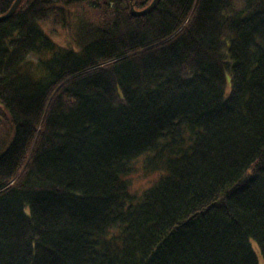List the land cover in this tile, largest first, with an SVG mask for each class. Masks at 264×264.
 <instances>
[{
  "label": "trees",
  "instance_id": "obj_1",
  "mask_svg": "<svg viewBox=\"0 0 264 264\" xmlns=\"http://www.w3.org/2000/svg\"><path fill=\"white\" fill-rule=\"evenodd\" d=\"M150 2L0 21V264H264V0Z\"/></svg>",
  "mask_w": 264,
  "mask_h": 264
},
{
  "label": "rangeland",
  "instance_id": "obj_2",
  "mask_svg": "<svg viewBox=\"0 0 264 264\" xmlns=\"http://www.w3.org/2000/svg\"><path fill=\"white\" fill-rule=\"evenodd\" d=\"M226 78H228V76ZM227 91H228L227 89L224 90L225 93H227ZM1 136L2 134L0 133V137ZM133 165H135L134 171L129 176L130 189L132 191L138 192L151 183V181L153 180V177L157 175V172L156 173L154 172L151 174V173H147L146 171H144L141 166L140 160L138 161L135 160Z\"/></svg>",
  "mask_w": 264,
  "mask_h": 264
},
{
  "label": "water",
  "instance_id": "obj_3",
  "mask_svg": "<svg viewBox=\"0 0 264 264\" xmlns=\"http://www.w3.org/2000/svg\"><path fill=\"white\" fill-rule=\"evenodd\" d=\"M19 1L20 0H14L11 4L10 8L7 10V12L0 15V20H4V19H7L8 17H10L12 15V13L14 12L15 8L17 7V4L19 3ZM155 2H156V0H151V2L146 7L142 8V9H136V8H134V6L132 4H130V13L132 15H140V14L144 13L145 11H147L148 9H150L155 4Z\"/></svg>",
  "mask_w": 264,
  "mask_h": 264
},
{
  "label": "bare ground",
  "instance_id": "obj_4",
  "mask_svg": "<svg viewBox=\"0 0 264 264\" xmlns=\"http://www.w3.org/2000/svg\"><path fill=\"white\" fill-rule=\"evenodd\" d=\"M13 1H14V0H13ZM13 1H12V2H13ZM20 2H21V0H20L19 3L17 4V6L20 4ZM11 4H12V3H11ZM10 6H11V5H10ZM9 8H10V7H9ZM9 8H8V9H9ZM15 9H16V8H15ZM14 11H15V10H14ZM5 12H7V11H5ZM5 12H4V13H5ZM4 13H2V14H4ZM12 14H13V13H12ZM0 15H1V14H0ZM8 18H9V17H8ZM8 18H7V19H8ZM4 20H6V19H4ZM0 21H2V20H0ZM226 89L229 90V83H228L227 81H226L225 84H224V90H226ZM191 125H197V120L192 118V119L190 120V126H191ZM2 138H3V135L0 137V142L4 140V139H2ZM191 220H192V219H191ZM193 220H194V219H193ZM193 220L190 222V221H189V217H188V222H190V224L193 223ZM259 264H261V261H260Z\"/></svg>",
  "mask_w": 264,
  "mask_h": 264
}]
</instances>
